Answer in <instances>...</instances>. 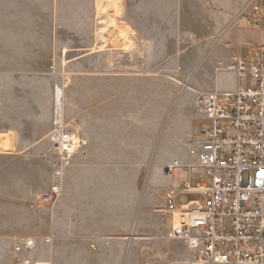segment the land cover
I'll list each match as a JSON object with an SVG mask.
<instances>
[{
  "label": "rangeland",
  "instance_id": "374dc122",
  "mask_svg": "<svg viewBox=\"0 0 264 264\" xmlns=\"http://www.w3.org/2000/svg\"><path fill=\"white\" fill-rule=\"evenodd\" d=\"M115 2L104 15L109 13L114 17L119 15L122 7L119 0ZM254 12L264 18V0L258 3ZM110 24L112 27L107 36L110 38L109 46L101 44L96 48L104 49L102 53L105 55L100 53L89 57V60H96L97 71L94 127L91 126L90 129L94 130L99 140L111 138L116 141L105 144L109 151L119 149L122 154H126L149 148L146 152L149 156L142 160L102 158L86 162L81 176L83 186H104L105 197L104 200H93L92 205L78 208L80 211L78 214L75 212L76 208L63 205V197L54 205L36 204L37 198L50 189L55 179L53 160L56 150L51 141V133L45 142L40 143L23 141L28 136H21L19 142L17 130L0 134V142H4V149H0V247L2 248L0 250L8 257L14 258L13 264L20 262V258L12 251V246H14V237L21 234L37 237L39 243L31 254L32 258L34 256L35 261H46L51 264L52 262L44 257H50L56 247L63 250L86 249L88 252L96 247H117L122 250L121 256L125 255L123 264H187L190 257L189 249L183 241L169 240L166 237L168 229L173 227V215L167 213L162 219L165 202L161 186L164 180L160 177L157 182V176L159 170L162 176L166 173L165 163L169 164L174 158L179 157L182 149H187V153H190L192 143L202 139L201 135L195 138L190 136L193 124L188 122L195 120L198 109L196 105L191 104L194 93L189 87L191 81L193 83L199 77L207 61L204 60L199 64L192 80V72L188 74L185 70V67L192 62L182 60L184 51L188 48L182 46L134 48V44H130L132 42L123 34L127 27L119 26L113 18ZM118 28L120 31L116 30ZM105 59L110 60L108 65L107 60L103 62ZM247 63L250 64L249 61ZM93 65L87 62L80 64L64 62L59 82L61 83L64 78L67 79L62 99L66 122L79 133L85 143L87 77L90 76L88 72L92 71ZM116 72H131L142 76L143 85L148 84L153 88L156 86L154 81L162 82L165 89L168 87L169 92L173 85L175 93L173 106L167 114L160 117L157 103L160 100L161 87L152 89L156 94L152 93L149 97L143 98V95L142 97L138 94L133 95L131 93L133 89L127 90L131 86L130 81L127 82L128 85H122L124 89H121L120 96L110 97V80L107 77L109 73ZM236 81L233 76H225L222 78L224 89L231 87ZM17 82L22 85L23 81ZM104 82L107 87L106 95H104ZM17 97L21 98L22 95ZM146 98H149L150 103L145 100ZM109 99L111 104L108 103ZM220 100L224 101L225 98L221 97ZM68 111H72L76 116H70ZM182 119L188 122L181 123ZM20 126L22 127V124H19L21 130ZM142 131L148 132L152 137L150 146L146 144V136L142 135ZM87 146L86 143L73 156L64 175L72 166L76 156L84 153ZM161 148L162 150L169 148L167 153L169 162H163L161 159L159 153ZM120 166H126L128 171L133 170L135 166L138 167L133 173L126 175L125 186L128 188L126 204L118 206L116 205L118 201L110 198V193L116 186H124V175L116 172ZM173 177L176 184L181 185L187 176L182 168H176ZM199 181L206 180L200 178ZM131 189L136 191L134 198L131 197ZM149 195L153 198L151 206L145 204V199ZM194 199L204 200L201 194L184 193L178 196L177 204L182 205ZM74 257L76 259L74 264H86V259L95 258V263H103L102 258L112 256L75 254Z\"/></svg>",
  "mask_w": 264,
  "mask_h": 264
},
{
  "label": "crops",
  "instance_id": "0c3cea01",
  "mask_svg": "<svg viewBox=\"0 0 264 264\" xmlns=\"http://www.w3.org/2000/svg\"><path fill=\"white\" fill-rule=\"evenodd\" d=\"M99 1L0 0V134L17 130L19 142L21 136H28L23 141L29 143L45 142L54 127V93L56 84L61 81L63 63L94 64L92 71L88 72L90 76L87 77L85 136L88 146L84 153L76 156L72 166L62 178L63 205L76 208L75 212L78 214L80 212L78 208L92 205L93 200L100 201L105 197L104 186H83L81 176L86 162L102 158L142 160L149 156L146 153L149 148L145 151L134 150L126 154H122L119 149L109 151L105 144L116 141L111 138L99 140L94 130L90 129L91 126L94 127L97 71L96 60H89V57L100 55L104 51V49H96L101 44L109 46L110 38L107 36L112 27L110 24L112 18L119 26H126V29L130 30L134 48L176 46L188 48L184 51L182 60L192 62L185 67L186 73L192 72V80L199 64H202L204 60L207 61L199 77L195 82L191 81L189 87L194 93L191 99L193 106L198 92H233L242 84L237 71L221 68L218 64L219 60L236 62L244 59L250 64L255 63L260 60L259 47L264 45V18L262 19L259 13L254 12L262 0H119L122 7L119 15L114 17L112 13H109L103 16L104 20L99 14ZM116 30L120 31V28ZM102 55L105 54L102 53ZM109 63L110 60H107V65ZM130 73L116 72L106 76L110 80L109 96H120L121 89H124L122 85H128L129 81L131 86L127 90L133 89L131 92L133 95L138 94L141 97L143 95V98L149 97L152 93L156 94L152 89L161 87L157 112L160 117L167 114L174 102L173 85L169 92L168 87L164 88V83L154 81L156 86L153 88L148 84L143 85L142 76ZM225 76H233L237 80L227 89H224L225 84L222 82ZM18 80L23 81L22 85L17 82ZM103 88L106 95L105 82ZM18 95L22 97L18 98ZM145 100L150 103L149 98ZM108 103L111 104L110 99ZM67 113L72 117L76 116L72 111ZM180 122L188 121L182 119ZM206 122L205 115L197 110L195 120L188 122L193 124L191 138L201 135L202 127ZM19 124H22L21 130ZM144 125L149 124L144 123ZM142 133L144 137L146 136V144L150 146L152 137L148 132L142 131ZM199 147L200 140H197L192 143L189 152ZM166 149L161 148L160 152L158 150L163 162H169L167 154L169 148ZM187 152V149H182L180 156L176 157L183 164L191 160V155ZM173 160L169 164L165 163L167 171L163 173V176L161 170L158 171L157 182L160 177L164 180L161 186L163 198L167 189L180 190L187 180L190 179L193 184H196L200 179L199 172H188L182 168L187 177L181 185H177L173 177L175 170L173 173L168 170ZM121 167H118L116 172L124 175V186H116L110 193V198L118 201L116 203L118 206L126 204L128 191L125 186L126 175L133 173L138 166L133 167L131 171H128L126 166ZM131 194L134 198L136 191L131 189ZM145 204L147 206L153 204L151 195L145 199ZM163 216L164 209L162 219H164ZM75 254L112 256L102 258L103 263H95V258L86 259V264H123L125 260V255L121 256L122 250L117 247H96L91 248L90 252L86 249L63 250L56 247L50 257L44 258L50 260L52 264H74ZM13 263L14 258L8 257L0 250V264Z\"/></svg>",
  "mask_w": 264,
  "mask_h": 264
},
{
  "label": "built area",
  "instance_id": "2783aa9c",
  "mask_svg": "<svg viewBox=\"0 0 264 264\" xmlns=\"http://www.w3.org/2000/svg\"><path fill=\"white\" fill-rule=\"evenodd\" d=\"M259 50L260 60L255 63L219 60L221 68L236 70L245 83L233 92L196 94L195 105L207 118L200 147L191 150L189 163L175 158L168 166L170 173L183 168L199 172V178L206 180L193 184L189 179L180 190L169 188L164 194L163 217L173 215L166 237L187 245V264H264V45ZM66 80L55 86L54 93L55 179L37 198L38 206L62 200V176L86 144L65 119ZM190 192L201 194L204 200L178 205V196ZM38 243L37 237L27 234L14 239L19 264H51L32 258Z\"/></svg>",
  "mask_w": 264,
  "mask_h": 264
},
{
  "label": "bare ground",
  "instance_id": "6f19581e",
  "mask_svg": "<svg viewBox=\"0 0 264 264\" xmlns=\"http://www.w3.org/2000/svg\"><path fill=\"white\" fill-rule=\"evenodd\" d=\"M117 2V1H116ZM115 0H100L99 1V14H107L109 11H108V8L110 6H114V4L116 3ZM117 9V8H116ZM102 20L104 19L103 17L101 18ZM126 35V38L127 40L131 41L132 43L130 44H134L133 41H132V38H131V34L130 32L125 28V32L123 33ZM123 44V43H122ZM125 46V45H124ZM123 48V47H122ZM59 97V96H58ZM61 103V102H60ZM62 104H63V100H62ZM3 137V136H2ZM1 141V140H0ZM4 143V142H3ZM3 143L0 142V149H4L3 147Z\"/></svg>",
  "mask_w": 264,
  "mask_h": 264
}]
</instances>
